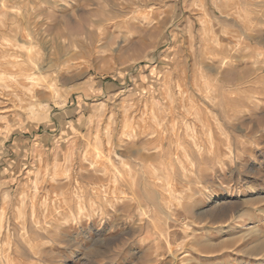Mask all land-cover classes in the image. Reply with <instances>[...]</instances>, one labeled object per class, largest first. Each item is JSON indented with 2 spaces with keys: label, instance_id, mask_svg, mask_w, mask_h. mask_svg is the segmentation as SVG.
Here are the masks:
<instances>
[{
  "label": "rangeland",
  "instance_id": "374dc122",
  "mask_svg": "<svg viewBox=\"0 0 264 264\" xmlns=\"http://www.w3.org/2000/svg\"><path fill=\"white\" fill-rule=\"evenodd\" d=\"M0 264H264V0H0Z\"/></svg>",
  "mask_w": 264,
  "mask_h": 264
},
{
  "label": "bare ground",
  "instance_id": "6f19581e",
  "mask_svg": "<svg viewBox=\"0 0 264 264\" xmlns=\"http://www.w3.org/2000/svg\"><path fill=\"white\" fill-rule=\"evenodd\" d=\"M25 74H26V73H25ZM28 77H29V76H28ZM30 77H31V76H30ZM12 79H13V78H12ZM28 79H30V78H28ZM31 79L34 80V78H32V77H31ZM31 79H30V81H31ZM13 81H14V80H13ZM20 81H21V80H20ZM30 83H31V82H30ZM44 83H45V82H44ZM44 83H43V84H44ZM46 83H47V84H45L44 87L48 88L47 90H51V89L53 88V85H52V84H49L48 82H46ZM38 84H39V83H38ZM35 85H36V84H35ZM31 86H32V84H31ZM28 87H29V86H28ZM39 87H40V86H39ZM24 88H25V87H24ZM36 88H37V87H36ZM42 88H43V87H42ZM6 89H7V88H6ZM9 89H10V88H9ZM30 89H31V88H30ZM30 89L27 88V91L30 90ZM39 89H40V88H39ZM44 89H45V88H44ZM24 90H25V89H24ZM35 90H36V89H35ZM25 91H26V90H25ZM27 91H26V92H27ZM31 91H32V90H31ZM28 92H29V91H28ZM34 92H35V91H34ZM31 94H33V93H31ZM12 98H13V97H12ZM19 102H20V101H19ZM17 104H18V103H17ZM8 224H9V223H8Z\"/></svg>",
  "mask_w": 264,
  "mask_h": 264
}]
</instances>
